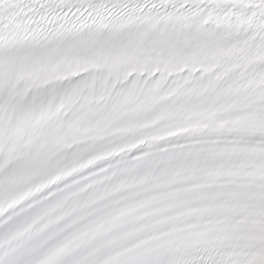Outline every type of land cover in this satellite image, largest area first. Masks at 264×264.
<instances>
[{"label": "snow or ice", "instance_id": "1", "mask_svg": "<svg viewBox=\"0 0 264 264\" xmlns=\"http://www.w3.org/2000/svg\"><path fill=\"white\" fill-rule=\"evenodd\" d=\"M0 264H264V0H0Z\"/></svg>", "mask_w": 264, "mask_h": 264}]
</instances>
